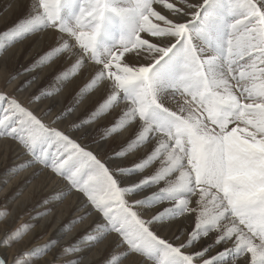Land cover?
<instances>
[{
  "label": "snow or ice",
  "instance_id": "obj_1",
  "mask_svg": "<svg viewBox=\"0 0 264 264\" xmlns=\"http://www.w3.org/2000/svg\"><path fill=\"white\" fill-rule=\"evenodd\" d=\"M18 13L0 31L4 89L52 75L28 98L35 108L0 90V141L27 157L5 176L31 169L27 184L47 170L64 185L27 222L5 224L0 264H95L88 254L98 248L109 250L104 264H264V0H7L0 9ZM45 35L29 67L6 71L10 49ZM73 193L74 218L32 244L44 239L34 221ZM10 216L0 207V223Z\"/></svg>",
  "mask_w": 264,
  "mask_h": 264
},
{
  "label": "bare ground",
  "instance_id": "obj_2",
  "mask_svg": "<svg viewBox=\"0 0 264 264\" xmlns=\"http://www.w3.org/2000/svg\"><path fill=\"white\" fill-rule=\"evenodd\" d=\"M7 0H0V9L3 8L4 4ZM23 13H18L17 15H12L10 17L0 16V28L2 31L6 26H10L15 23L19 15ZM47 37L45 35L44 40H38V38H33L31 40L23 41L17 45H15L12 49L9 50L8 56V65L7 69L11 66H14L15 61L17 60V56L21 55L23 52L26 53V57L31 59L32 57L40 54L42 51L47 50ZM32 58V59H33ZM38 58V57H37ZM35 60V59H34ZM33 60V61H34ZM32 62L29 64V66ZM6 69V71H7ZM19 72L22 70L19 69ZM5 74V69L2 65H0V90H7L8 92L17 96L25 106L33 107L28 105V98L34 93V91L40 86V83L48 80L52 72L50 69L45 68L38 72H33L28 75L21 76L12 88L4 89L3 86V77ZM31 75H36L38 77L37 83L30 89L26 90L22 93H16L15 87L22 84L26 79L30 78ZM70 97L64 96L63 102H67ZM40 109H43L44 105L39 106ZM41 112L37 110V115H40ZM52 119L51 116L45 118V122H50ZM62 127L61 125H57ZM115 145L118 146L120 140L117 139ZM112 144V143H111ZM110 144V145H111ZM21 150L18 148L16 144L12 141H0V203L2 205H7V208L10 210L11 216L4 223H0V238L3 237V233L5 231V224L10 225L12 223L13 217L22 216L26 213L28 209H36L33 211L34 215L36 211H43V207H39L43 198L47 197L49 194L53 193L58 188L64 185V182L59 180V178L55 179V182L49 181L47 178L51 175L47 170L36 179H33L31 183H25L26 180L31 176V172L33 170H27L25 172L19 173L14 176H5V173L8 169L14 167L21 163L27 157H24L20 154ZM5 179L7 183H5ZM22 189V191H21ZM17 192H20V195L16 196L15 200H12ZM79 205V196L76 193H73L71 196L67 197L62 204L56 205L53 209L52 213L48 216L43 217L37 221H34L37 225L36 231L41 235L43 232L48 230V234L44 236V239L33 240L32 244L35 243H44L46 240L53 239L56 237L59 229L66 223H68L71 219L76 215L75 209ZM91 219V218H90ZM14 221V220H13ZM90 226V221H85L82 224H78L75 226L73 231L70 234H67L65 240L62 243H69L72 240H75L79 237L86 229ZM38 239V238H37ZM29 247L31 245H28ZM108 249H93L89 252V256L95 261V264H104L105 258L108 256ZM40 264H43L41 261Z\"/></svg>",
  "mask_w": 264,
  "mask_h": 264
},
{
  "label": "rangeland",
  "instance_id": "obj_3",
  "mask_svg": "<svg viewBox=\"0 0 264 264\" xmlns=\"http://www.w3.org/2000/svg\"><path fill=\"white\" fill-rule=\"evenodd\" d=\"M0 31H2V29L0 28ZM44 51H42L40 54H37L36 56H34V58L32 59H29V57L27 58L26 57V53H22L21 55H18L17 56V60L15 61V64H14V66H11V67H9L8 69H7V72L8 73H12V74H15V73H17V72H19V69L20 70H22V72L24 71V69L25 68H27V67H29V64L32 62H34L36 59H37V57H39L42 53H43ZM35 59V60H34ZM34 60V61H33ZM51 79V77L48 79V80H45V81H43V83H40V86L39 87H42V86H44L45 84H47L48 82H49V80ZM3 82V81H2ZM1 86H3L4 87V84L3 85H1ZM38 87V88H39ZM37 88V89H38ZM36 89V90H37ZM35 90V91H36ZM34 91V92H35ZM63 98V97H62ZM70 99V98H69ZM69 101V100H68ZM68 101L67 102H65V104H67L68 103ZM64 103V102H63ZM114 147H117L116 145H115V142H112V144L111 145H109V149H111V148H114ZM0 207H3V205H2V203H0ZM36 209V207H34V209H28L27 211H26V213L25 214H23L22 215V217H23V219L22 220H18V221H16V220H12V223L10 224V225H13V224H19V223H24V222H27L29 219H30V216H31V214H33V211ZM9 210V209H8ZM10 211V210H9ZM48 234V230H46L45 232H43L40 236H45V235H47ZM35 240H40L39 238L38 239H35ZM65 240V237H62L61 238V242H63Z\"/></svg>",
  "mask_w": 264,
  "mask_h": 264
}]
</instances>
